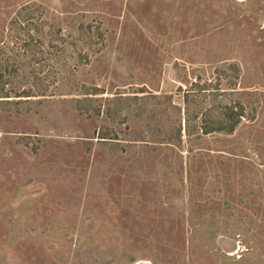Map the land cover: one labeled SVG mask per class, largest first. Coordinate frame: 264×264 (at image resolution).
I'll return each instance as SVG.
<instances>
[{
	"label": "rangeland",
	"instance_id": "1",
	"mask_svg": "<svg viewBox=\"0 0 264 264\" xmlns=\"http://www.w3.org/2000/svg\"><path fill=\"white\" fill-rule=\"evenodd\" d=\"M30 36L0 264H264V0H0L10 65Z\"/></svg>",
	"mask_w": 264,
	"mask_h": 264
},
{
	"label": "trees",
	"instance_id": "2",
	"mask_svg": "<svg viewBox=\"0 0 264 264\" xmlns=\"http://www.w3.org/2000/svg\"><path fill=\"white\" fill-rule=\"evenodd\" d=\"M81 29H84L82 27ZM88 30H91V27H87ZM100 32V31H99ZM99 38H103L102 33H98ZM29 41H23L22 50L19 53H16L14 57L17 59L13 64L10 65L9 60L6 59L7 53L0 49V85L4 89L7 85L8 80L11 78L12 75H16L22 67L26 65L24 62V57H29L30 54L36 55L37 50H34L36 45L34 46V38L32 36L29 37ZM6 53V54H5ZM30 58V57H29ZM25 95L18 96L19 98H31L29 93H25ZM218 96V95H216ZM239 110L236 111V107H227L226 111L224 112L225 118L222 121L216 122L214 126L209 127L204 126L202 128V132L205 136L214 134V133H222L226 135H233L236 128L241 123L242 118L244 117V107L241 105H237Z\"/></svg>",
	"mask_w": 264,
	"mask_h": 264
}]
</instances>
